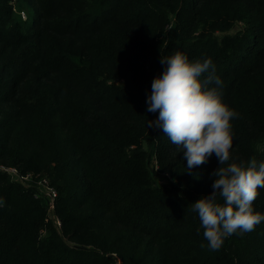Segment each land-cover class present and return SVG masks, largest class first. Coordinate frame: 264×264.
Instances as JSON below:
<instances>
[{"label": "trees", "instance_id": "16d2710c", "mask_svg": "<svg viewBox=\"0 0 264 264\" xmlns=\"http://www.w3.org/2000/svg\"><path fill=\"white\" fill-rule=\"evenodd\" d=\"M176 51L211 59L238 114L228 163L264 162V0H0V164L58 193L51 214L36 184L0 173V264H264V222L211 250L191 210L215 154L188 171L149 127Z\"/></svg>", "mask_w": 264, "mask_h": 264}, {"label": "clouds", "instance_id": "9594fccd", "mask_svg": "<svg viewBox=\"0 0 264 264\" xmlns=\"http://www.w3.org/2000/svg\"><path fill=\"white\" fill-rule=\"evenodd\" d=\"M160 62L166 67L153 79L147 98V111L158 112V117L149 121V127L161 128L182 148L188 171L206 164L213 154L217 157L220 167L212 173L213 191L192 203L191 210L198 213L208 247L219 250L227 237L252 232L264 222V214L253 207L259 189L264 188V162L253 158L246 164L228 163L233 146L231 120L238 114L222 101V81L210 58L190 61L176 51ZM212 84L216 86L205 87Z\"/></svg>", "mask_w": 264, "mask_h": 264}, {"label": "built area", "instance_id": "2783aa9c", "mask_svg": "<svg viewBox=\"0 0 264 264\" xmlns=\"http://www.w3.org/2000/svg\"><path fill=\"white\" fill-rule=\"evenodd\" d=\"M24 18L26 16L23 14ZM0 173H6L8 174L12 180H14L16 183L19 185L24 186L25 188H29V182L34 180V177L32 174H26V175H21L19 170L16 169L13 170L12 166H5L0 164ZM41 186L44 188V192L48 195L49 197V204H48V211L52 214L55 210V199L58 196L57 191L50 186L49 181L46 177L42 178L39 182ZM39 195H37L38 197ZM56 224L58 228H61L62 222L59 218H55Z\"/></svg>", "mask_w": 264, "mask_h": 264}, {"label": "rangeland", "instance_id": "374dc122", "mask_svg": "<svg viewBox=\"0 0 264 264\" xmlns=\"http://www.w3.org/2000/svg\"><path fill=\"white\" fill-rule=\"evenodd\" d=\"M3 165V164H2ZM5 166H7V165H5ZM12 169L13 170H15L16 171V169L17 170H19V172H20V174L21 175H26V174H32L33 175V177H34V180L33 181H31V182H29V188H27V189H32L33 188V184H36L39 188H40V192H38V194L37 195H39L38 197L40 198L41 197V192L45 195V196H47L48 197V195L44 192V188L41 186V184L39 183L40 182V180L42 179V178H44V176H42L43 175V173L42 174H38V175H35V174H33V173H23L17 166H12ZM47 178V177H46ZM12 179V178H11ZM48 179V178H47ZM48 181H49V184H50V180L48 179ZM168 181V177L166 176V175H164L163 177H162V179H161V182H167ZM18 184V183H17ZM22 186V185H21ZM50 186L51 187H53L55 190H56V188L54 187V186H52L51 184H50ZM22 187H24V186H22ZM43 188V189H42ZM57 191V190H56ZM49 198V197H48ZM50 201V200H49ZM48 204H49V202H48ZM48 204H47V209H48ZM49 212V211H48Z\"/></svg>", "mask_w": 264, "mask_h": 264}]
</instances>
